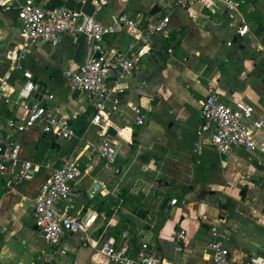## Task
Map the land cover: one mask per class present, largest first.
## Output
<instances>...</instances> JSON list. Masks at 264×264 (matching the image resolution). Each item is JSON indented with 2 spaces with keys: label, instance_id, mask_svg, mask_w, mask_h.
<instances>
[{
  "label": "crops",
  "instance_id": "obj_1",
  "mask_svg": "<svg viewBox=\"0 0 264 264\" xmlns=\"http://www.w3.org/2000/svg\"><path fill=\"white\" fill-rule=\"evenodd\" d=\"M238 1L237 16L230 19L221 6L212 13L199 4L177 8L171 0H34L42 6L81 11L104 24L121 12L137 17L142 27H154L169 17L162 31L154 33L143 48L140 67L116 73L109 80L113 91L104 113L118 141L109 164L94 150L103 137L91 122L94 110L86 94L66 87L65 71L77 69L91 55L85 37L65 33L58 45L40 40L19 55L33 75L32 100L66 116L75 136L57 139L29 129L13 137L22 157L40 162L78 157L83 175L73 183L71 211L97 212L94 241H100L103 234L117 238L127 232L134 243L148 241L160 262L211 264L205 250L212 239L210 229L223 222L221 228L227 234L230 224L234 229V241L226 240L232 260L264 256L260 251L264 226L258 224L264 223V205L257 206L263 193L230 218L208 208H218L227 192L220 188L222 176L232 185L243 183L239 191L245 193L247 180L228 178L227 157L245 151L256 155L253 159L258 167L264 165V152L259 150L264 134L255 133L254 150L236 149L222 155L213 148L211 134L200 133V106L210 90L229 104L242 102L252 106L255 115L264 114V0ZM242 22L249 31L239 36L236 29ZM19 32L17 8L0 9V76L8 73L15 88L22 83L12 58ZM105 42L117 52H129L133 43L125 31L106 35ZM134 46L138 50L142 44ZM48 93L52 98H47ZM4 183L0 175V264H108L96 248L82 245L81 231L66 233L55 247L45 242L33 212L42 185L40 175L11 188ZM103 185L110 193L98 192L90 198L89 192ZM247 189L251 197L254 187L247 185ZM110 199L115 206L108 205ZM172 199H176L174 204ZM180 202L184 209L178 206ZM108 209L113 212L106 214ZM181 228L186 239L183 251L176 253L173 240Z\"/></svg>",
  "mask_w": 264,
  "mask_h": 264
},
{
  "label": "built area",
  "instance_id": "obj_2",
  "mask_svg": "<svg viewBox=\"0 0 264 264\" xmlns=\"http://www.w3.org/2000/svg\"><path fill=\"white\" fill-rule=\"evenodd\" d=\"M171 1L177 8L199 4L212 13L221 6L230 19L237 16L240 7L238 0ZM14 7L17 8L20 32L17 49L12 58L14 67L21 71L22 83L15 88L8 81V73L0 76V109L5 106L7 113L10 112L7 116L0 114V175L5 177V187L11 188L20 181L31 180L38 175L42 177L39 194L34 199V224L45 242L52 247L58 246L66 233L81 231L82 245L96 248L107 258L108 264H173L160 262L148 241L143 239L134 243L127 232L120 233L117 238L103 234L100 241H94L92 232L99 218L97 212L83 215L71 211L73 183L83 175L78 157L63 156L57 162H40L22 157L20 146L13 137L14 133L29 129L52 134L57 139H70L75 136L66 116L32 100L35 90L33 75L19 61V55L25 53L37 41L58 45L65 33L81 34L90 46L91 55L77 69L65 71L66 87L70 91L81 90L86 94L88 106L94 110L91 122L98 126L99 134L103 137L94 150L106 164L112 163L118 141L106 134L111 123L105 118L104 110L113 91L109 80L116 73H126L140 67L143 48L154 33L162 31L169 17L164 16L154 27H142L137 17L121 12L110 23L104 24L92 15L62 5L42 6L34 0H0V9ZM118 31H125L132 38L129 52L111 51L107 47L106 35ZM248 31V25L243 22L236 29L239 36H244ZM134 43L142 46L137 50ZM47 98H52V95L48 93ZM200 116V133H210L213 148L222 155H230L236 149L252 151L256 148L255 133L264 134V114L255 115L253 107L242 102L229 104L213 90H210L201 102ZM136 123L141 124V118H137ZM259 150L264 152V141ZM98 192L104 195L110 193L103 185L100 190H91L90 198ZM175 202L176 199L170 201L171 204ZM222 224L223 222L211 226L212 239L205 247L211 264H264V256L256 254L232 260L226 244V229L221 228ZM185 239L186 231L181 228L173 240L176 253L183 251Z\"/></svg>",
  "mask_w": 264,
  "mask_h": 264
},
{
  "label": "rangeland",
  "instance_id": "obj_3",
  "mask_svg": "<svg viewBox=\"0 0 264 264\" xmlns=\"http://www.w3.org/2000/svg\"><path fill=\"white\" fill-rule=\"evenodd\" d=\"M254 157H256V155L251 154L249 152H245V151H240L235 155H231L229 157H227V161L230 163V169L228 171V178L231 177L232 178H237V179H244L247 180V184H246V189L243 191L245 193H241L239 191L240 186H243V183H235L232 185V183L230 184L229 182H227L223 176L221 177L220 180V188L222 191L227 190V192H225L222 196V200H220L218 202V208L213 207L212 205H208V208L211 210H215L217 209V213L218 214H223L227 217H232L235 216L237 213H239V209H241V207L244 209V205H249V203H251L253 201V198H255L256 196H258L259 193H263L264 195V165L261 164L260 167H258L254 162L255 159H253ZM264 157V156H263ZM247 185H250L252 187H254V193L251 194V197L249 195H246L248 191L247 189ZM251 192V191H250ZM231 195V196H230ZM181 199V197H180ZM245 200L247 204H245ZM251 201V202H250ZM261 205H264V196L261 197V204L257 206L261 207ZM178 206L184 207V202H180L178 204ZM254 207H256V205H254ZM203 210V205L200 206V211ZM164 216L167 218V216L164 214ZM251 220V219H250ZM252 220H254V222L256 223V219L253 218ZM261 226H264V223H258ZM227 237L229 239V242H231L232 240L234 241V229L232 224L229 225L228 227V234ZM264 237V234H263ZM154 249V248H153ZM262 252H264V245L261 246V250Z\"/></svg>",
  "mask_w": 264,
  "mask_h": 264
},
{
  "label": "trees",
  "instance_id": "obj_4",
  "mask_svg": "<svg viewBox=\"0 0 264 264\" xmlns=\"http://www.w3.org/2000/svg\"><path fill=\"white\" fill-rule=\"evenodd\" d=\"M0 114H4L3 116H7L8 115V113H7V108L6 107H2L1 109H0ZM189 187H186V188H184V191H186L187 189H188ZM111 200V199H110ZM109 200V204L108 205H110V206H115L116 205V203L115 202H113L112 200L110 201ZM113 212V209H108V210H106V214H111Z\"/></svg>",
  "mask_w": 264,
  "mask_h": 264
},
{
  "label": "water",
  "instance_id": "obj_5",
  "mask_svg": "<svg viewBox=\"0 0 264 264\" xmlns=\"http://www.w3.org/2000/svg\"><path fill=\"white\" fill-rule=\"evenodd\" d=\"M106 134L111 137H115L117 133H116V130L112 126H109L107 127Z\"/></svg>",
  "mask_w": 264,
  "mask_h": 264
}]
</instances>
